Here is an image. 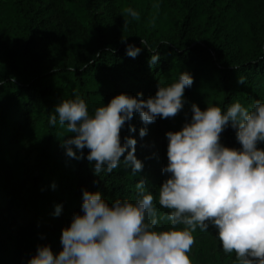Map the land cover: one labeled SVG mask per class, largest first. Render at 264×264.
Returning <instances> with one entry per match:
<instances>
[{"label": "trees", "instance_id": "16d2710c", "mask_svg": "<svg viewBox=\"0 0 264 264\" xmlns=\"http://www.w3.org/2000/svg\"><path fill=\"white\" fill-rule=\"evenodd\" d=\"M112 1L133 28L121 43L103 32L97 0H0V264H28L38 246H51L56 254L62 245L53 236L75 214L83 215L84 190L100 191L110 204L134 201L135 184L144 179L157 198L158 214H167L158 204L159 187L168 178L162 172L166 133L191 120L192 104L226 110L237 101L245 107L264 102V0ZM128 45L141 49L135 58L127 55ZM157 53L159 60L150 65ZM14 72L20 76L12 77ZM183 72L193 84L177 116L144 125L135 113L121 132L122 144L124 137L137 141L135 156L143 169L135 175L124 157L111 174H95L86 159L89 150L79 160L68 157L62 144L74 134L58 121L48 123L62 99L79 95L91 114L119 94L154 97L160 85L177 82ZM143 127L147 135L141 138ZM221 143L240 147L231 126ZM160 227L167 230L170 222ZM193 235L204 244V264H237L234 253L223 251L214 227Z\"/></svg>", "mask_w": 264, "mask_h": 264}, {"label": "clouds", "instance_id": "9594fccd", "mask_svg": "<svg viewBox=\"0 0 264 264\" xmlns=\"http://www.w3.org/2000/svg\"><path fill=\"white\" fill-rule=\"evenodd\" d=\"M125 12L138 19L133 9ZM142 45L146 47L147 41ZM126 51L135 58L141 49L128 45ZM158 60L157 53L149 63ZM192 84V76L183 72L177 82L160 85L154 97L119 94L91 114L76 95L62 99L48 123L55 126L58 121L74 134L62 144L68 157L79 160L83 150H89L86 159L94 164L95 174H111L124 157L123 164L135 175L143 163L135 156L136 139L124 137L121 142L126 123L135 113L144 125L157 117L174 118L183 110L185 89ZM191 112L181 130L166 133L167 166L162 172L168 178L159 187L158 204L169 210L167 214H158L157 198L144 179L135 184L134 201L116 199L110 204L100 191L84 190L83 215L75 214L70 226L62 229V250L54 254L51 246H38L28 264H192L193 233L206 232L210 226L217 230L223 251L235 254L237 264H264V148L259 147L264 144V102L245 107L237 101L226 110L220 106L201 110L192 104ZM229 126L239 148L221 143ZM129 131L136 129L129 126ZM146 135L147 127L141 128L139 136ZM60 211L57 206L55 214ZM162 221L170 222L167 230L160 227Z\"/></svg>", "mask_w": 264, "mask_h": 264}, {"label": "rangeland", "instance_id": "374dc122", "mask_svg": "<svg viewBox=\"0 0 264 264\" xmlns=\"http://www.w3.org/2000/svg\"><path fill=\"white\" fill-rule=\"evenodd\" d=\"M262 10L264 11V8ZM96 11L99 15L103 32L108 35V37L116 39L117 42L121 43L124 41L128 35V32L133 31L131 26H128L123 22L120 13L116 9L112 0H97ZM6 44L8 47H12V44L7 42ZM13 56L14 54L12 55V58ZM11 76L17 78L20 75L14 72ZM20 220V223L24 222V219ZM61 234L62 232L53 236L54 242H58L60 240ZM203 245V243L195 242L192 246L189 256L194 264H204L207 260L206 255H204V251L202 252ZM61 250L62 248L58 250L56 254H58Z\"/></svg>", "mask_w": 264, "mask_h": 264}]
</instances>
